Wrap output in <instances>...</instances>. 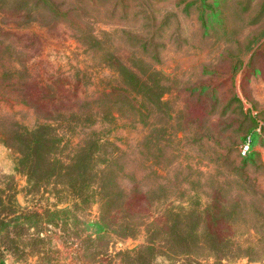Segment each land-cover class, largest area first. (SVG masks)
I'll return each instance as SVG.
<instances>
[{
    "label": "rangeland",
    "instance_id": "rangeland-1",
    "mask_svg": "<svg viewBox=\"0 0 264 264\" xmlns=\"http://www.w3.org/2000/svg\"><path fill=\"white\" fill-rule=\"evenodd\" d=\"M14 190L50 264H264V0H0Z\"/></svg>",
    "mask_w": 264,
    "mask_h": 264
},
{
    "label": "trees",
    "instance_id": "trees-1",
    "mask_svg": "<svg viewBox=\"0 0 264 264\" xmlns=\"http://www.w3.org/2000/svg\"><path fill=\"white\" fill-rule=\"evenodd\" d=\"M40 1V0H38ZM53 7V6H52ZM54 17H58L57 9L53 7ZM64 21V20H63ZM66 21V20H65ZM55 158H47V162H52ZM54 165V164H51ZM81 165V164H80ZM49 177V176H48ZM16 190H14L11 194H9L6 198L4 196H1L0 192V206L5 208L6 206L8 208L7 212H5L3 217H0V227H10L14 229L13 234L14 238H10L9 242L15 243V237L19 238L21 237V233L23 231H26L24 234L28 236L29 240H32L34 245L36 246V250H34V255L38 256V260L42 263H51L50 260L47 257L48 252L50 251L51 247V240L47 236H43V231H45V228L42 226H38V224H35V226H31L27 221H32L31 219H35L34 216H37V213L34 212V215H28L31 213V211L23 210L17 200H16ZM4 198L6 200H4ZM70 210V205H66L63 208H54L52 211H47L48 216L57 217L60 214H66ZM33 214V213H31ZM49 223V222H48ZM54 223V222H51ZM52 225V224H50ZM54 225V224H53ZM29 227H32L34 229L33 233H28ZM31 228V229H32ZM11 245L10 244H0V264H4L3 257L8 252H11ZM150 252V255H152V258H155V255L153 254L156 251V245L149 241L144 245H140L135 247L131 250V253L133 254H141L142 252ZM14 253V252H13Z\"/></svg>",
    "mask_w": 264,
    "mask_h": 264
}]
</instances>
